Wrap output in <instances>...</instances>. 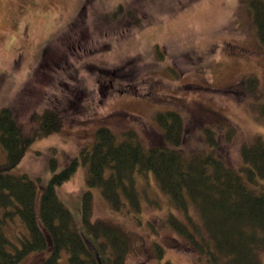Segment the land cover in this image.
<instances>
[{
	"label": "rangeland",
	"instance_id": "374dc122",
	"mask_svg": "<svg viewBox=\"0 0 264 264\" xmlns=\"http://www.w3.org/2000/svg\"><path fill=\"white\" fill-rule=\"evenodd\" d=\"M240 3L0 0V110L14 106L28 131L35 125L31 116L46 108H55L64 121L61 131L33 142L11 172L47 185L53 158L56 172L79 158L76 172L56 192L83 237L82 231L93 236L81 210L83 195L91 190L93 218L111 220L132 233L127 264H197L190 243L169 227L171 213H182L155 186L152 171L137 183L141 210L126 202L118 211L101 188L89 189V166L80 155L92 148L103 126L118 142L131 131L146 147L166 145L156 118L174 110L184 123L179 148L210 151L228 166L243 169L244 145L264 139L259 110L264 103V45L249 7ZM248 77L259 80L256 89L245 86ZM208 127L215 130L213 149L204 131ZM6 161L8 152L0 141V163ZM258 181L264 191V179ZM191 212L199 220L195 205ZM105 242L91 237L87 242L101 264H109L111 249ZM260 253L264 264V251ZM45 255L31 253L28 260ZM62 263L69 264L67 252Z\"/></svg>",
	"mask_w": 264,
	"mask_h": 264
},
{
	"label": "trees",
	"instance_id": "16d2710c",
	"mask_svg": "<svg viewBox=\"0 0 264 264\" xmlns=\"http://www.w3.org/2000/svg\"><path fill=\"white\" fill-rule=\"evenodd\" d=\"M240 4L249 7L256 35L264 45V0H241ZM244 80L249 90L257 88V78ZM14 108L0 110V141L8 152V161L0 163V264H63L66 252L69 264H101L87 245L89 237L104 238L102 245L111 249L109 264H127L133 248L132 233L111 220L93 218L91 190L84 193L81 210L93 236L82 231L83 237L75 227L72 212L58 198L56 186L76 172L79 158L69 161L60 172H56L57 160L53 158L54 173L47 185L40 186V181L25 173L11 172L33 142L64 126L61 114L55 108H46L31 116L35 125L28 131L25 123L18 121ZM259 110L264 119V103ZM156 119L164 130L166 145L146 147L131 131L118 142L108 126L99 128L92 148H85L80 155L89 166V189L101 188L115 210L121 211L127 202L139 211L142 201L137 183L141 175L152 171L155 186L182 213V217L171 213L169 227L190 243L197 253V264H262L264 191L258 180L264 179V139L259 137L244 145V168L237 169L210 151L187 153L179 148L184 134L179 112H160ZM204 131L213 149L217 145L215 130L208 127ZM191 205L197 207L199 220L193 216ZM35 252L48 255L28 260Z\"/></svg>",
	"mask_w": 264,
	"mask_h": 264
}]
</instances>
